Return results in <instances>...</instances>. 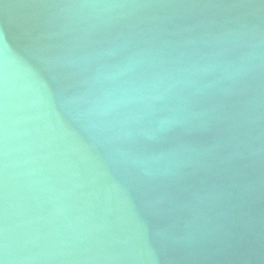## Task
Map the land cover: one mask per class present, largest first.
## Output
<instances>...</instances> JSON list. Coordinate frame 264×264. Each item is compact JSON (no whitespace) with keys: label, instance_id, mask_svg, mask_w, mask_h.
Masks as SVG:
<instances>
[{"label":"water","instance_id":"95a60500","mask_svg":"<svg viewBox=\"0 0 264 264\" xmlns=\"http://www.w3.org/2000/svg\"><path fill=\"white\" fill-rule=\"evenodd\" d=\"M0 264H264V0H0Z\"/></svg>","mask_w":264,"mask_h":264}]
</instances>
